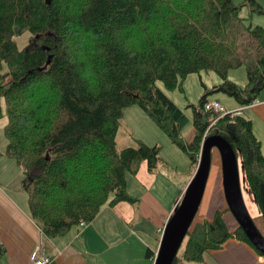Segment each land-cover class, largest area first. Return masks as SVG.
Wrapping results in <instances>:
<instances>
[{
  "label": "trees",
  "instance_id": "1",
  "mask_svg": "<svg viewBox=\"0 0 264 264\" xmlns=\"http://www.w3.org/2000/svg\"><path fill=\"white\" fill-rule=\"evenodd\" d=\"M264 14V2L243 0H0V117L6 107L7 154L25 169L29 211L49 237L92 222L107 205L135 203L127 174L160 162L159 144L135 137L121 150L117 134L126 108L140 106L194 169L203 137L217 118L204 107L208 94L228 93L247 106L264 90V27L240 17ZM34 42L19 48L16 38ZM245 65V87L228 79ZM6 67V69H5ZM214 71L222 82L189 117L157 85L182 87L191 73ZM226 138L241 155L248 184L264 217V153L248 117L218 119L209 135ZM133 136H131L132 138ZM249 243L241 227L230 232L224 211L192 225L182 257L202 262L231 237ZM256 249V248H255ZM257 252L262 254L259 250ZM6 249L0 243V259ZM146 256L155 252L147 249Z\"/></svg>",
  "mask_w": 264,
  "mask_h": 264
},
{
  "label": "rangeland",
  "instance_id": "2",
  "mask_svg": "<svg viewBox=\"0 0 264 264\" xmlns=\"http://www.w3.org/2000/svg\"><path fill=\"white\" fill-rule=\"evenodd\" d=\"M234 1L237 4L243 2V0ZM258 1L262 2L263 0ZM240 17L243 19L245 18L247 22H251L253 25H260L264 27V14L254 13L250 15L249 6H245L242 9ZM16 40L19 48L21 49L31 45V43L34 42V38L31 33H25L22 36L17 37ZM228 79L236 82L241 87H245L248 83V73L246 66L241 65L240 67L230 69L228 72ZM221 82L222 78L220 75L214 71L205 70L189 74L184 80L182 87H178L173 90L168 89L164 82L160 80L157 81L158 87L161 88L169 96V98L174 101L189 117V121L182 131L183 137L185 139H190L194 135V114L191 105H198L200 98L208 91H211L214 85ZM221 95L227 96L236 106L242 107L234 97L225 92L216 91L209 93L208 98L220 100ZM257 99H260V94L258 95ZM223 105L228 109L235 108V106L232 107L229 104ZM3 111L4 116L0 117V189L2 190V194L4 196H6L18 206L24 208V211L28 213L30 191L28 187L24 186L23 182L26 176L24 173L25 169L16 159L11 158L6 152L8 140L4 133V126L6 125L8 119L5 104H3ZM248 113V109L244 110L243 112V114L249 118ZM141 114L146 116V118L141 116ZM217 121L218 120H215V124ZM256 123L258 124L259 121L257 120ZM131 130H136L139 135H144L148 141L154 138L157 139L155 141L151 140L154 141L152 142L153 145L157 142L161 146L160 162L158 163L157 167L150 170L146 161H142L135 173L130 172L127 174L128 192L138 199V201L135 203H131L134 206L133 208L136 211V215H138L140 212L142 193L147 190L149 186L154 185L155 193L159 196L163 195V202L168 203V201H171L173 198L175 199L178 196L179 198L180 196L182 197L188 184L193 178L196 168L194 169V164L190 156L185 151L174 145L167 135L162 131V129H160L151 119L148 113L143 111L138 105H135L132 108H127L124 111V116L121 120V125L117 134V147L119 150L127 146L136 145L135 137L137 134L135 133L136 136L134 135V137L131 138ZM164 138L167 139L168 143L161 144ZM147 140L144 139V141ZM239 168L241 188L246 206L256 225L264 235V217L261 216V210L256 201L255 194L252 192L246 179L240 153ZM3 198L4 197L0 195V199L2 200ZM227 209L229 208L224 195L221 156L218 149L215 147L212 150V166L206 190L194 223L198 221L209 220L204 219L206 214L208 216H212L213 218L217 210L226 211ZM229 212L231 211L229 210ZM203 214L205 215L203 216ZM230 214L232 215V213ZM130 225L134 229L138 230L136 220L130 222ZM83 239L84 236L80 238L82 241ZM133 242L134 241L127 240L126 242H123V246L116 249H109L107 246H103V244H97L95 247H93V249L98 251L103 250V252L96 256L95 264L108 263V258L115 252L118 253L122 261H125L122 264H126V262L135 264L138 261V258L141 256L142 251L140 247H137L136 251L134 252H129L126 249L124 253H122V250L125 249V247H134L135 244ZM183 251L184 244H182L178 252L179 256L182 257ZM91 263L92 261L89 262V264ZM152 263H154V261Z\"/></svg>",
  "mask_w": 264,
  "mask_h": 264
},
{
  "label": "crops",
  "instance_id": "3",
  "mask_svg": "<svg viewBox=\"0 0 264 264\" xmlns=\"http://www.w3.org/2000/svg\"><path fill=\"white\" fill-rule=\"evenodd\" d=\"M220 100L223 104L235 106L232 110L239 108L227 96L221 95ZM256 100H259L260 103L254 106L247 105L244 110L248 109L249 111L248 116L252 120L253 131L261 141L264 153V90L260 93V99ZM244 110L242 115H244ZM141 116L146 118L143 114ZM257 120L259 121L258 124L256 123ZM135 133L143 140H147L144 135H139L136 130H131V136L134 137ZM151 140L145 142L153 145L152 142L154 141ZM164 143H168L166 138L161 144ZM155 144L159 143L156 142ZM154 187V185L149 186L142 193L138 215H136L132 202L121 201L113 206H105L86 227L80 230L72 229L56 237L47 236L32 218L30 212H25L24 208L4 196L0 189V195L4 197L2 200L0 199V243L6 249L4 256L0 259V264H34L31 255L37 248L44 250L47 255L53 257L55 264H89L91 261V264H95L96 256L103 252V250L93 249L97 244H103L109 249H116L123 246V242L127 240L134 241L135 246L125 247L122 253L126 249L129 252H134L137 247H140L141 256L135 264H154L152 263L154 257L148 258L146 256L147 249H151L156 254L162 231L181 200V196L180 198L178 196L165 203L163 202V195H157ZM224 212V219L229 231L234 232L239 224L233 214H230L229 209ZM204 219L211 220L212 216L206 214ZM134 220L137 221L139 231L130 225V222ZM83 236L82 241L80 238ZM123 262L125 261H122L118 253L115 252L108 258L106 264H122ZM126 264L130 263L126 262ZM187 264H264V255L257 252L249 243L233 236L221 248L206 252L202 262H189Z\"/></svg>",
  "mask_w": 264,
  "mask_h": 264
},
{
  "label": "water",
  "instance_id": "4",
  "mask_svg": "<svg viewBox=\"0 0 264 264\" xmlns=\"http://www.w3.org/2000/svg\"><path fill=\"white\" fill-rule=\"evenodd\" d=\"M217 148L222 162L224 195L229 210L250 242L264 255V235L246 206L241 188L239 154L223 136L209 135L201 159L181 200L169 217L161 236L154 264H173L201 206L212 166V150Z\"/></svg>",
  "mask_w": 264,
  "mask_h": 264
},
{
  "label": "built area",
  "instance_id": "5",
  "mask_svg": "<svg viewBox=\"0 0 264 264\" xmlns=\"http://www.w3.org/2000/svg\"><path fill=\"white\" fill-rule=\"evenodd\" d=\"M209 101L206 103L204 110L206 112H212L213 114H215L217 116V118L215 120H218L224 116L229 115L232 119L235 118L236 116H242V111L244 110L245 106L239 107L235 110L232 109H228L226 108L219 100L217 99H208ZM260 101L259 100H255L253 101L251 104H249L250 106H254L259 104ZM215 120L212 121V123L210 124L208 130L206 131L203 140H202V144H201V149L200 152L198 154V163L201 159V154H202V147H203V143L205 141V139L207 138L208 134H209V129L215 124ZM183 196V195H182ZM182 198V197H181ZM89 222H81L80 224V228H84L88 225ZM163 233V231H162ZM157 257V252L154 256V259ZM32 260L34 261V264H55L53 257L47 255L45 253L44 250H40V248H37L31 255Z\"/></svg>",
  "mask_w": 264,
  "mask_h": 264
}]
</instances>
